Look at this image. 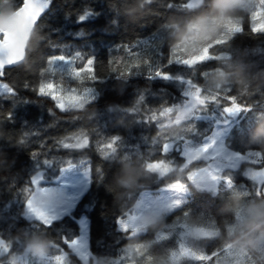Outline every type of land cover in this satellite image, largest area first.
<instances>
[{
    "label": "snow or ice",
    "instance_id": "6c2138e0",
    "mask_svg": "<svg viewBox=\"0 0 264 264\" xmlns=\"http://www.w3.org/2000/svg\"><path fill=\"white\" fill-rule=\"evenodd\" d=\"M53 2L54 0H0V11H10L12 20L16 24L14 32H0V77L5 75L6 66L22 63L28 34L34 28L42 39L48 40L49 47L53 51L57 48L60 49V54L47 57V67L41 71L42 77L45 73L52 75L59 73L62 78L70 77L78 81L87 79L104 84L105 79L95 75L96 57L91 51L76 48L74 54L68 55L66 51H72L73 45L53 42L51 39L53 34L58 35L60 29L50 28L48 35H43L41 19L45 13H49V18L54 15V10L51 8ZM166 7L169 10L178 9L191 12L200 9L202 4L200 0H183L182 4L177 5L175 0H169ZM115 11L119 15V9H115ZM100 14L95 8L86 6L82 12L77 13L76 23L84 24ZM65 19L67 21L68 18L65 17ZM116 23V19L110 22L112 25ZM221 28L222 31L216 39L199 46L198 50L193 46L192 54L186 53L179 45L172 47L167 64L160 63L163 52L155 44L158 36L140 39L131 45H123L125 52L132 59L124 61L123 64L119 60L115 61L116 65H121L115 79L126 83L130 77L142 75L143 68L147 71L146 78L149 81L159 79L166 84L170 83L177 87L182 94L180 101H176L175 97H172L174 102L169 104L167 97L171 94L166 88L155 92L150 88L137 89L133 105L119 108L123 119L129 114L142 115V119H137L133 123L147 127L155 124L157 129L161 130L174 124L180 125L181 128L179 135L175 137H169L163 131H157L155 136H141L135 144L129 142L130 138H125L120 134L107 137L106 132L102 133L97 130V135L102 137L97 141L99 155L103 161L110 165L135 158L141 162L145 170L154 173L158 178H165L174 171L186 175V181L176 179L155 193L146 190L140 191L135 208L124 216L116 218V231L124 234L122 238L136 241L134 247L127 253L123 251L118 259L99 256L90 251L91 213L95 209V204L92 200H87V202L85 200L89 196L94 182L91 160L50 156L51 149L32 153L33 165L29 169L31 173L29 186L22 189L23 201H15L17 207L22 204L25 214L23 219L28 221L29 226L24 230L30 235H41L48 239L49 230L54 231L63 237V244L67 245L70 250V252H66L51 240L52 248L57 249L59 254L55 256L49 254L43 257L41 264H52L53 261L55 264H72L71 255L78 257L81 264H90V262L91 264H100L101 260H107L108 264H179L181 258L184 257L205 262V264L207 262H212V264H253L251 257L246 253L234 252L226 245H221L209 253L203 248L189 243L186 237L190 233H195L202 240L209 241L214 240L211 238L217 235L215 225L204 222L203 213L200 215V221L195 224L189 223L193 221L194 215L190 210L184 211L183 216L168 225L164 231L156 232L154 240L140 242V237L146 234L140 223L142 218L146 214L157 217L162 213L169 215L188 204L193 195L191 185L197 177L207 178L208 182L204 187L206 193L212 197L225 199L229 194H234L239 195L244 201L264 199V168L260 170L241 169V165L246 162L251 164L264 162V153L251 150L241 153L230 147L231 142L237 137L246 140L257 123L264 120V116L248 115L253 113L254 106L238 102L237 95H228L231 88L209 93L205 92L202 86L193 79L198 71L197 65H203L208 61L228 60V55L216 54V46H225L228 49L232 46L229 42L237 34L245 32L241 20L223 22ZM250 28L252 33L264 34V0H257L254 10L250 13ZM74 35L86 39L89 33L81 29ZM150 48L153 49L155 58L152 55H149V58H144V54ZM78 61L86 62L83 67L78 68L76 66ZM108 63L109 65L114 64L112 59ZM173 64L181 66L187 71L181 70L175 73L162 71V68L170 67ZM112 71L116 72L117 68L113 66ZM84 73H87L86 77L83 75ZM209 73V71H205L203 76L207 78ZM30 87L27 82L24 84L26 90ZM33 90L37 96L50 98L54 101L55 107L61 112L85 108L86 105L95 102L99 95V90L94 86H88L82 91H78L75 87L65 88L51 80L43 79L38 88ZM245 93H247V89L242 88L241 95ZM149 98L160 99L161 103L159 106L150 105L147 103ZM221 99L229 101L230 106H222ZM2 100L11 102L12 107L7 115L8 122H12L14 109L18 105L33 103L30 99L20 96L15 89L7 84H0V101ZM141 106H143V113ZM49 111L51 112V110ZM173 113H175V120H169L166 124L162 123ZM42 126L47 128L52 125ZM99 128L105 130L106 125H99ZM40 133L41 126L22 127L19 144L27 147L30 138L39 136ZM161 142H163L162 153L166 158L156 161L146 158L143 149L149 148L155 151ZM89 144V134L80 129L57 138L53 147L65 150H83L87 149ZM40 148L42 150L46 148L43 141L40 142ZM173 152L183 158L182 164H176L175 157L171 155ZM41 156L43 159H40ZM54 173H58V175L53 176ZM95 174L99 181H103L106 175L99 165L95 167ZM241 176L250 180L251 186L239 182ZM53 190L63 194V200L58 206L43 208L33 203L34 194L44 195ZM7 211V208L0 210V220L17 219L15 216L5 215ZM237 219H240L239 212ZM70 223L76 224L78 231H74L70 227ZM228 223H231L230 219ZM228 231L231 232L233 229L229 227ZM172 234L178 236V250L153 259L150 248ZM102 244V241H98V246H102ZM16 245L17 250L11 251L12 242H6L3 239V234L0 233V257L11 251V256L16 264H37L27 254H21L22 245L19 242ZM138 257L145 259L139 260Z\"/></svg>",
    "mask_w": 264,
    "mask_h": 264
},
{
    "label": "trees",
    "instance_id": "16d2710c",
    "mask_svg": "<svg viewBox=\"0 0 264 264\" xmlns=\"http://www.w3.org/2000/svg\"><path fill=\"white\" fill-rule=\"evenodd\" d=\"M130 2L131 0H54L51 5V8L54 10V15L49 18V13H46L41 19L43 25L42 33L44 36L48 35L50 28L60 29L58 35L53 34L51 36L52 41L73 45L72 51H66V54L72 55L76 48H81L84 51H91L96 57V63L94 64L95 75L105 79V83L101 84L84 79L81 83L74 84V86L81 89L83 86H94L99 90L98 98L95 102L86 105V111L73 110L61 112L55 107L54 101L50 98L37 96L36 92L33 90L38 88L42 79L47 81L49 78L56 76V74L52 75L50 73H45L42 77L41 71L47 67L46 59L48 56L60 54L59 48L53 51L49 47L48 40L42 39V37H40L41 41L37 49L31 52L27 57L28 63L31 66L30 68L26 67L22 62L16 67L5 68V75L0 77L1 83L7 84L9 87L15 89L20 96L33 101V103L18 105L14 109L12 122L7 121L8 112L12 107L11 102L9 100L0 101V117H2V119H0V154H3L4 158L3 162L0 163V210L7 208L8 211L5 215L17 217L15 220H0V233L3 234V239L6 242L12 241L13 236L18 230L27 232L24 229L29 226L28 221L22 218V204L20 207H17L15 201H23L24 196L22 189L29 186L31 175L29 169H31L33 165L32 153H39L51 149L49 152L50 156L57 155L65 158L71 157L76 160L80 158L91 160L94 182L91 187V192L85 200V202H87V200H92L95 204V209L91 213L90 251L99 256L118 259L123 254L127 244L130 245L131 249L134 247L136 243L135 240L130 241L127 238H122L124 234L116 231L117 226L115 220L117 217L124 216V212L121 210V207L114 202V193L110 191V185L113 174L118 170L120 164L110 165L103 161L97 149V141L102 138L97 135V130L102 133L106 132L107 137L120 134L125 138H130L129 142L132 144H135L141 136H155L158 131L155 124L151 127H147L133 123V121L137 119H142V115L129 114L123 119L119 111L120 107L109 110V105L131 107L134 103L137 89L142 90L150 88L151 91L155 92L159 89L166 88L168 93L171 94L167 97L169 104L174 102L172 97H175L176 101H180L182 99V94L177 87H174L170 83L166 84L159 79L149 81L146 78L147 71L143 68L142 75L130 77L129 81L123 84V90L118 92L114 89L120 87V81L122 80L115 79V77L118 75L121 65H116L115 61L119 60L121 64H123L124 61L132 59L128 53L125 52L123 45H131L138 42L140 39L158 36L155 44L158 45L160 51L163 52L160 63L167 64V58L172 47L170 42L166 39V34L160 30L161 25L170 17L187 19L198 15L206 10V6L202 5L198 10L185 12L178 9L169 10L166 7L169 0H156V2L148 6V11L142 18L138 19L135 23H130L121 15V9L126 7ZM175 3L180 5L183 3V0H175ZM86 6L95 8L101 14L84 24L76 23L77 13L82 12ZM115 9H119V15H117ZM10 15V11H0V30H3L4 20ZM65 17L68 18L67 21ZM113 19L117 21L115 25L110 24ZM241 24L245 28V32L237 34L233 40L229 42L232 46L228 49H226L225 46H216V54L223 56L230 51L233 54V58L237 59L245 49H254L258 54H252L250 52L246 62L254 66V71H262L264 70V34L251 32L250 14L242 15ZM81 29L89 33L86 39L74 35ZM133 51H135V49H133ZM149 55L155 58L153 49L151 48L144 54V58H149ZM110 59L113 60V65H109L108 61ZM85 62L86 61H78L76 66L78 68L83 67ZM113 66L117 68L116 72L112 71ZM219 66L218 60L208 61L203 65H197L198 71L193 77L194 81L201 86L204 85L207 78L203 76V72L209 71L210 75L212 71H214L216 67V69H218ZM181 70L187 71L175 64L170 67L162 68V71L170 73ZM84 76L86 77L87 73ZM26 82L31 86L27 90L24 88ZM228 95H237L239 97L238 102L253 105V113H249L248 115L251 116L254 114L256 117L264 116V91L254 92L247 90V93L241 95V88L232 87ZM147 103L153 106H159L161 100L149 98ZM221 105L230 106V103L227 100L221 99ZM141 108L143 113V106H141ZM49 110H51V112ZM92 112H95L96 118L88 119V115ZM117 121H120L123 126L118 125ZM30 125L41 126V133L39 136H32L28 146L25 147L19 144V140L22 135V127ZM42 125L52 126L44 128ZM99 125H106V129H100ZM201 127H204V125H201ZM80 129L85 130L89 134L90 144L87 149L65 150L53 147L57 138L69 135ZM41 141L46 145V148L43 150L40 148ZM242 141L243 140L237 137L231 142L230 147L241 153H247L250 150L259 151L255 146L251 148L245 147ZM162 143L163 142L157 146L155 151L144 148L145 157L151 161L165 159L166 157L162 153ZM171 155L175 157L177 165L183 163V158L178 153L173 152ZM40 159H43V156H41ZM98 165L102 167V170L106 174L103 181H99L95 174V167ZM260 166H264V162H261ZM256 167H258V165L250 163L241 165V169H254ZM52 175L55 176L58 175V173ZM176 179L186 181V175H182L179 171L169 173L165 178H158L154 175L153 180L141 191L156 192L158 189L166 187L168 183L174 182ZM239 182L251 186V181L242 176ZM138 194L139 192L132 198L133 201L137 199ZM223 200L224 199H220L219 197H212L208 193L193 192L188 204L183 205L180 209L167 215L166 224L171 225L176 222L178 218L183 216V212L186 210H190L194 214V223L200 221L201 213L204 214V222L209 223L211 215L216 216V209ZM249 200L250 199L246 200L245 203ZM9 205H11V207H8ZM197 211L199 214H197ZM77 215H79V213H77ZM225 219L229 220L230 218L216 216L218 224L223 223ZM70 227L74 231H78L76 224L70 223ZM49 231V239L55 241L66 252H70L67 245L63 244V237L54 231ZM154 239L155 233L148 232L140 237V242ZM175 239L177 241L178 236L172 234L165 240L155 243L150 248L151 257L153 259L159 258L168 252L177 250V244L174 243ZM98 241L103 242L102 246H98ZM195 245L210 253L221 246V243L218 240H201ZM16 250L17 245L12 243L11 251ZM56 250L57 249H52L50 254L53 256L59 254L58 250ZM11 251L9 254L0 257V264L6 263L5 260L11 255ZM137 259L143 260L145 258L138 257ZM190 259L191 258H182L179 264H205V262ZM70 260L72 264H81L78 257L75 255H71ZM52 264H55V261H53ZM100 264H108V261L101 260ZM207 264H212V262H207Z\"/></svg>",
    "mask_w": 264,
    "mask_h": 264
},
{
    "label": "clouds",
    "instance_id": "9594fccd",
    "mask_svg": "<svg viewBox=\"0 0 264 264\" xmlns=\"http://www.w3.org/2000/svg\"><path fill=\"white\" fill-rule=\"evenodd\" d=\"M156 0H131V2L121 9V15L130 23H135L142 18L148 11V6ZM201 4L206 6V10L198 15L187 19H177L170 17L160 30L166 34V39L170 42L171 47L179 45L186 53H193V46L198 50L199 46L216 39L222 31L223 22L232 20H241L243 14H250L257 3V0H200ZM6 31L14 32L16 24L14 21L4 20ZM41 38L37 31L33 28L28 34L25 44V57L22 61L26 67H31L28 63V55L35 51L39 45ZM258 54L254 49L247 50L237 59L233 58L232 52H227L228 60H218L219 68L212 71L207 77L206 82L202 85L205 92L223 91L226 88L238 87L248 91L262 92L264 91V70L254 71V66L247 61L250 54ZM124 81H120V87L114 90L121 92L123 90ZM118 105H109V110L119 108ZM76 111H86L85 108ZM88 119H95V112L88 115ZM169 120H175V113L169 118L162 121L168 123ZM118 125L123 126L120 121ZM180 125H171L163 131L169 137H175L180 133ZM245 147L251 148L255 146L261 153H264V120L260 121L254 130L250 133L246 140H243ZM3 154H0V163L3 162ZM14 163V161H13ZM154 173L145 170L140 161L133 158L120 163L118 170L113 174L110 191L114 193V202L117 203L124 214L135 208L136 200L133 197L138 192L145 189L149 182L154 178ZM207 178L201 179L197 177L196 181L191 185V189L195 193H206L204 185ZM63 200V194L50 191L47 194H34L33 203L38 207L58 206ZM240 213V219H237V213ZM22 213V218L24 217ZM216 216L225 219L223 223L218 224ZM216 216L211 215L210 224L215 225L217 235L211 239L220 241L221 245L229 246L234 252L246 253L252 258L253 264H264V199L257 198L249 200L247 203L239 196L229 194L217 207ZM167 214L162 213L160 216L146 214L140 223L146 233L162 232L166 229ZM189 223L195 224L193 221ZM231 227L233 231L229 232ZM187 241L193 245L201 241L202 238L195 233H190L186 237ZM12 243L19 242L21 254H27L34 259L37 264H41L43 257L48 256L51 252L52 241L41 235H30L28 232L18 230L12 238ZM131 250L129 244L124 248L127 253ZM6 264H16V261L10 255Z\"/></svg>",
    "mask_w": 264,
    "mask_h": 264
},
{
    "label": "rangeland",
    "instance_id": "374dc122",
    "mask_svg": "<svg viewBox=\"0 0 264 264\" xmlns=\"http://www.w3.org/2000/svg\"><path fill=\"white\" fill-rule=\"evenodd\" d=\"M85 74L86 73H84L83 75H85ZM48 80H51L52 82L59 84L61 87H65V88L75 87V88H77L78 91H82L86 87V86H83V88L81 89L77 86H74V84L81 83L82 81H78V80L72 79L70 77H63L62 78L59 73H57L56 76H53V78H49ZM0 84H3V83L0 82ZM246 163H250V162H246ZM256 165H258V167L254 168V170H260L261 168H264V166H260V163L256 164ZM53 191H55V190H53ZM55 192H57V191H55ZM58 193H60V192H58ZM153 193H155V192H153ZM148 215H151V214H148ZM174 243L177 244V250H178V239H177V241L175 239ZM184 258L189 259L188 257H184ZM190 260H193V259H190ZM90 264H91V262H90Z\"/></svg>",
    "mask_w": 264,
    "mask_h": 264
},
{
    "label": "water",
    "instance_id": "95a60500",
    "mask_svg": "<svg viewBox=\"0 0 264 264\" xmlns=\"http://www.w3.org/2000/svg\"><path fill=\"white\" fill-rule=\"evenodd\" d=\"M45 14H46V13H45ZM45 14H44V15H45ZM7 20H8V21H13V20H12V14L7 18ZM3 27H4V24H3ZM4 31H6V30H5V27H4V29H3L2 31H0V32H4ZM20 64H21V63H20ZM20 64H19V65H20ZM16 66H18V65H14V66H6V68H11V67H16Z\"/></svg>",
    "mask_w": 264,
    "mask_h": 264
},
{
    "label": "bare ground",
    "instance_id": "6f19581e",
    "mask_svg": "<svg viewBox=\"0 0 264 264\" xmlns=\"http://www.w3.org/2000/svg\"><path fill=\"white\" fill-rule=\"evenodd\" d=\"M203 11V10H202ZM183 16V15H182ZM165 60V59H164ZM48 74V73H47ZM29 118H31V117H29ZM32 119V118H31ZM35 121V120H34ZM108 122V121H107ZM260 122V121H259ZM100 123H102V122H100ZM146 152V151H145ZM251 200V199H250ZM197 214H199V212L197 211ZM51 240V239H50ZM55 240V239H54ZM57 251V250H56ZM144 260V259H143ZM5 261H7V260H5ZM6 264V263H5Z\"/></svg>",
    "mask_w": 264,
    "mask_h": 264
}]
</instances>
